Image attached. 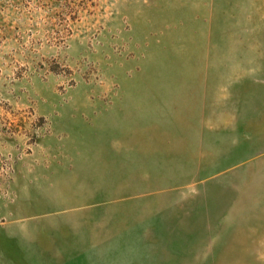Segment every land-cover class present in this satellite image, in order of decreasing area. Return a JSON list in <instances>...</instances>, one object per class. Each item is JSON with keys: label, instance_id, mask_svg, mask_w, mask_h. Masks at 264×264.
Returning a JSON list of instances; mask_svg holds the SVG:
<instances>
[{"label": "rangeland", "instance_id": "rangeland-1", "mask_svg": "<svg viewBox=\"0 0 264 264\" xmlns=\"http://www.w3.org/2000/svg\"><path fill=\"white\" fill-rule=\"evenodd\" d=\"M246 214L264 0H0V264H214Z\"/></svg>", "mask_w": 264, "mask_h": 264}, {"label": "bare ground", "instance_id": "bare-ground-1", "mask_svg": "<svg viewBox=\"0 0 264 264\" xmlns=\"http://www.w3.org/2000/svg\"><path fill=\"white\" fill-rule=\"evenodd\" d=\"M259 223L246 214L243 222L233 230V232L225 240L219 255L216 258L214 264H264V258L260 259V254L264 253V250L258 245L256 241L262 239L263 231L252 235V242L247 246V239L244 233V228H254Z\"/></svg>", "mask_w": 264, "mask_h": 264}]
</instances>
